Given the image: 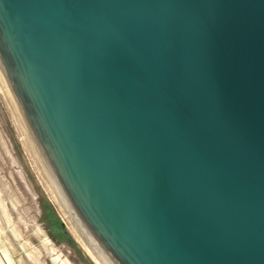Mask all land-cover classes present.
<instances>
[{
	"label": "water",
	"instance_id": "obj_1",
	"mask_svg": "<svg viewBox=\"0 0 264 264\" xmlns=\"http://www.w3.org/2000/svg\"><path fill=\"white\" fill-rule=\"evenodd\" d=\"M0 89L107 264H264V0H0Z\"/></svg>",
	"mask_w": 264,
	"mask_h": 264
},
{
	"label": "rangeland",
	"instance_id": "obj_2",
	"mask_svg": "<svg viewBox=\"0 0 264 264\" xmlns=\"http://www.w3.org/2000/svg\"><path fill=\"white\" fill-rule=\"evenodd\" d=\"M45 205L70 242L53 235L58 230ZM0 259L2 264H107L62 221L1 89Z\"/></svg>",
	"mask_w": 264,
	"mask_h": 264
},
{
	"label": "trees",
	"instance_id": "obj_3",
	"mask_svg": "<svg viewBox=\"0 0 264 264\" xmlns=\"http://www.w3.org/2000/svg\"><path fill=\"white\" fill-rule=\"evenodd\" d=\"M44 209L50 217L51 224H53L55 226V228H57V230L59 231V233H58V231L53 232V235L58 236L61 239L68 240L70 242L71 238L67 234L61 220H59V218H57V216L54 214V212L51 209L48 208V206L45 205Z\"/></svg>",
	"mask_w": 264,
	"mask_h": 264
},
{
	"label": "crops",
	"instance_id": "obj_4",
	"mask_svg": "<svg viewBox=\"0 0 264 264\" xmlns=\"http://www.w3.org/2000/svg\"><path fill=\"white\" fill-rule=\"evenodd\" d=\"M0 264H2L1 259H0Z\"/></svg>",
	"mask_w": 264,
	"mask_h": 264
}]
</instances>
